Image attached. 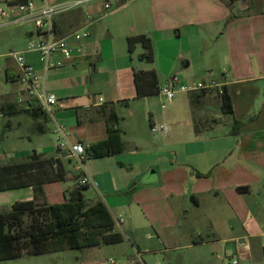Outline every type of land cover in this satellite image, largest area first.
<instances>
[{
    "label": "crops",
    "instance_id": "crops-1",
    "mask_svg": "<svg viewBox=\"0 0 264 264\" xmlns=\"http://www.w3.org/2000/svg\"><path fill=\"white\" fill-rule=\"evenodd\" d=\"M20 1L25 0H0V5L5 2L8 8ZM33 1L37 12L46 2ZM106 1L113 4L107 13ZM89 15L94 17L91 23ZM4 18L5 24L19 25L25 47L39 37L32 21L16 22L22 13ZM55 28L59 37L82 28L90 31L82 49L69 59L55 56L64 64L46 72L37 52L24 54L38 73H46L47 90L62 104L57 118L65 121L73 140L90 145L106 138L110 115L116 112L124 150L87 158V170L81 173L58 149L49 117L22 110L25 85L19 81L18 65L8 53L1 54L0 114L9 123L0 139L12 152L0 153V164L22 161L37 151L62 157L68 170L79 175L76 183L44 184L37 196L40 203L65 202L87 174L93 179L88 186L102 195L98 199L115 222L126 221L121 210L134 217L140 210L142 225L153 233L149 237L161 243L212 247L236 242L244 237L240 233L264 226V0H84L58 14ZM139 34L152 38L154 62L140 57L145 51L141 43L129 52L128 37ZM136 69H155L160 86L173 74L184 81L216 79L228 87L234 112L223 113L217 90L178 93L168 106L161 94L137 97ZM156 106L162 110L156 113ZM13 107L16 111L6 112ZM235 119L242 121L239 133L233 131ZM158 122L168 125L169 132H152ZM35 197L33 186L0 191V212ZM216 215L226 217L224 236L217 233L214 221L222 217ZM12 259L17 258L0 262ZM199 259L184 257L181 264Z\"/></svg>",
    "mask_w": 264,
    "mask_h": 264
},
{
    "label": "trees",
    "instance_id": "trees-1",
    "mask_svg": "<svg viewBox=\"0 0 264 264\" xmlns=\"http://www.w3.org/2000/svg\"><path fill=\"white\" fill-rule=\"evenodd\" d=\"M139 43L145 49L140 57L154 62L153 40L146 34L128 37L129 52L132 54ZM133 78L137 97L159 94L160 82L155 69H136ZM218 93L223 113L232 114L233 98L228 87ZM22 110L33 115H46L41 109L30 111L22 107ZM14 111L13 107L6 112ZM117 121L118 115L112 112L106 138L89 145L88 158L119 154L124 150L123 132ZM241 125L242 121L235 119L234 133H239ZM196 132L199 133L197 126ZM78 178L79 175L68 170L62 157H46L37 151L22 161L0 164V191L26 186H33L36 191L34 199L16 201L11 209L0 212V260L117 244L125 240L107 204L102 199L91 201L85 197L88 185L77 183L62 203L38 201L44 184Z\"/></svg>",
    "mask_w": 264,
    "mask_h": 264
},
{
    "label": "rangeland",
    "instance_id": "rangeland-1",
    "mask_svg": "<svg viewBox=\"0 0 264 264\" xmlns=\"http://www.w3.org/2000/svg\"><path fill=\"white\" fill-rule=\"evenodd\" d=\"M0 7L7 9V4L2 2ZM7 21L8 18L0 19V55L11 51H20L25 47L21 41L19 25L5 24ZM2 60L3 58L0 57V62ZM220 70L221 67L215 69V74L220 73ZM2 91L3 86L0 83V92ZM177 100L178 95L175 97V101ZM168 105L167 101L166 106ZM159 107H155L156 113L157 109L162 110ZM12 121L16 122V118H13ZM8 123V116L0 114V138L4 129H8ZM14 129H18V127ZM50 137H53L52 133L49 134ZM9 146L8 143H4L0 139V153L7 154L12 152L9 151ZM23 146L25 147V145ZM72 182L76 183L77 180ZM84 193L86 198L90 200L102 197L93 185L85 189ZM120 214L126 218V221L119 227L125 235V240L122 243L101 245L91 249L70 248L41 255H24L17 259L1 261L0 264H181L184 257L189 261L193 257H199L200 259L194 261V264H223L227 258H236L240 261V264H264V226H255L256 228L248 230L246 234L240 233L237 236L244 237L236 242L218 243L212 247L186 248L181 244L161 243L156 238H150L149 235L153 233L145 226L146 224L142 225V221L145 220V215L142 211L138 210V214L135 217L125 210H121ZM216 216L222 217L214 221L217 231L220 230L217 233L220 236H224L226 217L223 215ZM207 234L204 233V235ZM165 248L167 249L163 250ZM137 249L141 250L142 259L138 256Z\"/></svg>",
    "mask_w": 264,
    "mask_h": 264
},
{
    "label": "built area",
    "instance_id": "built-area-1",
    "mask_svg": "<svg viewBox=\"0 0 264 264\" xmlns=\"http://www.w3.org/2000/svg\"><path fill=\"white\" fill-rule=\"evenodd\" d=\"M44 6L37 12L33 0H25L10 5L7 9L0 8V16L7 17L11 13L20 12L23 18L17 19L16 22L32 21L36 28L38 38L29 40L24 50L11 51L7 56L12 57L19 69V81L25 85L24 97L19 100L25 109L30 111L43 110L54 125V133L57 139V147L65 156L76 163V167L81 173L86 172L87 148L89 144L73 140L65 121L57 118L58 107H62L57 95L46 88V73L40 74L35 67L28 63L25 58V52H37L44 62V71L51 67H59L64 64L63 59H54L60 55L65 59L72 57L76 49H82L83 41L90 36L87 28L72 31L65 36L56 35L55 18L58 14L67 10L79 7L84 0H68L59 4H51L45 0ZM132 1V0H131ZM113 4L106 1L104 9L111 11ZM89 22L94 21L92 15L88 16ZM2 55H0L1 57ZM214 90L222 93L223 86L216 79L200 81H184L177 74L169 77L165 85L160 86L159 94L164 96L167 101L175 99L178 93H209ZM164 106V104H163ZM151 130L154 133H168L169 126L166 124H152ZM81 185H90L93 179L85 174L81 178ZM123 218L117 219L118 227L122 226ZM138 256L142 259L141 250L137 249ZM223 264H240L236 258H227Z\"/></svg>",
    "mask_w": 264,
    "mask_h": 264
}]
</instances>
